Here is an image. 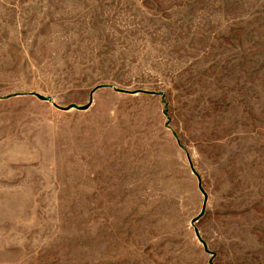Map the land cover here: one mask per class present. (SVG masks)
<instances>
[{"label": "rangeland", "instance_id": "374dc122", "mask_svg": "<svg viewBox=\"0 0 264 264\" xmlns=\"http://www.w3.org/2000/svg\"><path fill=\"white\" fill-rule=\"evenodd\" d=\"M0 264H264V0H0Z\"/></svg>", "mask_w": 264, "mask_h": 264}, {"label": "water", "instance_id": "95a60500", "mask_svg": "<svg viewBox=\"0 0 264 264\" xmlns=\"http://www.w3.org/2000/svg\"><path fill=\"white\" fill-rule=\"evenodd\" d=\"M40 99H42V98H40ZM43 100V99H42Z\"/></svg>", "mask_w": 264, "mask_h": 264}]
</instances>
